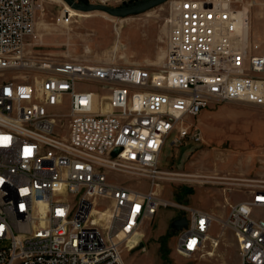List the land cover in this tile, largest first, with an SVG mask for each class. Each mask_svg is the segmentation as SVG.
<instances>
[{
  "label": "built area",
  "instance_id": "1",
  "mask_svg": "<svg viewBox=\"0 0 264 264\" xmlns=\"http://www.w3.org/2000/svg\"><path fill=\"white\" fill-rule=\"evenodd\" d=\"M171 8L153 70L39 53L36 0H0V242L11 240L0 243V264H126L122 245L138 246L162 207L188 219L181 254L211 239L213 212L156 191L160 155L172 134L202 140L192 119L215 103L264 107V39L251 32L247 0ZM56 19L73 16L64 8ZM248 186L221 221L235 235L237 264H264V182Z\"/></svg>",
  "mask_w": 264,
  "mask_h": 264
},
{
  "label": "rangeland",
  "instance_id": "2",
  "mask_svg": "<svg viewBox=\"0 0 264 264\" xmlns=\"http://www.w3.org/2000/svg\"><path fill=\"white\" fill-rule=\"evenodd\" d=\"M76 1L126 7L125 4L148 0ZM247 1L251 32L255 38L264 39V0ZM171 2L167 0L147 11L126 16L102 10H75L70 24H60L56 17L66 2L36 0L35 50L157 70L165 58ZM192 121L202 140L195 142L175 134L167 139L159 162L165 173L157 180L155 189L164 199L213 212L219 220L210 231L211 239L202 251L189 256L181 254L177 249L178 231L170 225L181 212L175 207H162L141 229L138 246L130 249L122 245L126 264H237L239 261L235 235L221 220L227 216L230 203L245 197L243 190L248 184L264 182V107L245 101H223L204 109ZM123 179L131 186L151 189L148 179L131 176ZM0 243L10 246L11 240Z\"/></svg>",
  "mask_w": 264,
  "mask_h": 264
},
{
  "label": "water",
  "instance_id": "3",
  "mask_svg": "<svg viewBox=\"0 0 264 264\" xmlns=\"http://www.w3.org/2000/svg\"><path fill=\"white\" fill-rule=\"evenodd\" d=\"M64 1L67 4H69L71 7L84 12L102 10L111 13L115 16H126L130 14H137L147 11L157 5H160L161 3L167 0H148L139 4L130 5L126 7H112L110 5L103 3H80L76 0H64ZM170 225L172 229L176 231H180L188 226V219L186 216L176 217L175 219H173Z\"/></svg>",
  "mask_w": 264,
  "mask_h": 264
},
{
  "label": "bare ground",
  "instance_id": "4",
  "mask_svg": "<svg viewBox=\"0 0 264 264\" xmlns=\"http://www.w3.org/2000/svg\"><path fill=\"white\" fill-rule=\"evenodd\" d=\"M65 6H64V8H65V10L66 11H69L70 13H71V15L73 16L74 14H75V10H77V9H75V8H73V7H71L69 4H64ZM180 175H182V174H180ZM139 237H140V235H139ZM137 240L135 239L133 242H136Z\"/></svg>",
  "mask_w": 264,
  "mask_h": 264
},
{
  "label": "flooded vegetation",
  "instance_id": "5",
  "mask_svg": "<svg viewBox=\"0 0 264 264\" xmlns=\"http://www.w3.org/2000/svg\"><path fill=\"white\" fill-rule=\"evenodd\" d=\"M124 6H128L127 4H125Z\"/></svg>",
  "mask_w": 264,
  "mask_h": 264
}]
</instances>
